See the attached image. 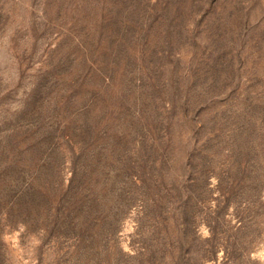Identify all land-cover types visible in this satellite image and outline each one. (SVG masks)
Segmentation results:
<instances>
[{
  "label": "rangeland",
  "instance_id": "obj_1",
  "mask_svg": "<svg viewBox=\"0 0 264 264\" xmlns=\"http://www.w3.org/2000/svg\"><path fill=\"white\" fill-rule=\"evenodd\" d=\"M0 264H264V0H0Z\"/></svg>",
  "mask_w": 264,
  "mask_h": 264
}]
</instances>
